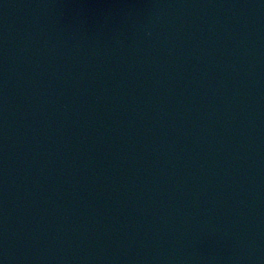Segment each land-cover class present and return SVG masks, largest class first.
Listing matches in <instances>:
<instances>
[{"label":"water","instance_id":"water-1","mask_svg":"<svg viewBox=\"0 0 264 264\" xmlns=\"http://www.w3.org/2000/svg\"><path fill=\"white\" fill-rule=\"evenodd\" d=\"M0 264H264V0H0Z\"/></svg>","mask_w":264,"mask_h":264}]
</instances>
